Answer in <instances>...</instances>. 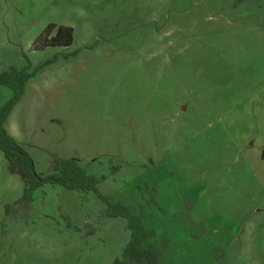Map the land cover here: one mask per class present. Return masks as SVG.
I'll return each mask as SVG.
<instances>
[{"label":"rangeland","instance_id":"obj_1","mask_svg":"<svg viewBox=\"0 0 264 264\" xmlns=\"http://www.w3.org/2000/svg\"><path fill=\"white\" fill-rule=\"evenodd\" d=\"M49 24L72 43L35 50ZM9 66H41L5 121L35 171L99 182L24 202L0 150V264H116L130 231L99 193L163 264H264V0H0Z\"/></svg>","mask_w":264,"mask_h":264},{"label":"trees","instance_id":"obj_2","mask_svg":"<svg viewBox=\"0 0 264 264\" xmlns=\"http://www.w3.org/2000/svg\"><path fill=\"white\" fill-rule=\"evenodd\" d=\"M72 29L65 26L49 24L35 40V50L44 49L47 46L67 47L72 43ZM38 66L31 72L29 68L17 69L9 66L0 71V86L11 89V97L0 106V150L6 158L9 168L17 173L23 180V194L21 200L29 202L32 192L45 184H58L67 189L81 191H95L99 178L88 174L76 158H54L52 170L49 173H38L34 169V163L29 154L11 137L5 128V121L15 104L24 93L27 80L40 68ZM264 159V148L262 151ZM99 196L105 201L104 215L111 217H123L126 219V227L130 231V238L123 249L122 258L116 264H163L157 248L146 242L153 236V231L147 230L141 219L133 215L125 206L110 203L107 197Z\"/></svg>","mask_w":264,"mask_h":264}]
</instances>
